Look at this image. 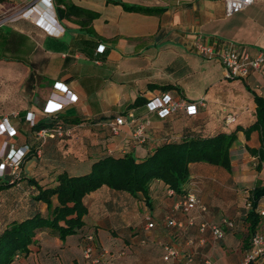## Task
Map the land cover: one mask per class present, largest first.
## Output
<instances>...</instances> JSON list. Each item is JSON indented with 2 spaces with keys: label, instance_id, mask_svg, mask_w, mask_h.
Instances as JSON below:
<instances>
[{
  "label": "crops",
  "instance_id": "1",
  "mask_svg": "<svg viewBox=\"0 0 264 264\" xmlns=\"http://www.w3.org/2000/svg\"><path fill=\"white\" fill-rule=\"evenodd\" d=\"M113 1L50 0L47 7L45 0H0V14L25 9L31 14L0 28V119L8 118L15 129L12 136L0 135V164L11 148L25 150L15 184L4 185L13 178L9 169L0 176V234L37 212L47 215V204L34 198L38 189L32 181L42 188L52 187L59 174L83 175L105 156L131 153L142 160L164 142L229 133L255 120L253 94L264 98V64L245 77L227 78L218 58L199 55L194 41L200 36L216 51L232 48L255 56L264 50V0H253L230 16L225 15L224 0H118L164 8L159 14L127 11ZM63 2L98 16L81 27L76 17L59 14L57 7L63 8ZM50 18L56 19L59 31L51 28ZM11 32L21 37L14 59L2 56ZM56 84L76 99L55 116L43 110L52 94L59 93ZM162 92L189 102L205 101L194 115L177 111L160 116L148 111L145 103L132 106L138 97L148 101ZM228 115L235 117L231 124H225ZM117 116L124 117L125 123L112 134L105 121ZM41 122L48 123L44 127L62 123L72 134L43 141L34 129ZM140 123L146 124L144 142L132 136ZM258 145L257 131L248 139L238 131L230 148V173L207 163H191L180 193L168 195V187L154 180L147 202L141 194L101 186L84 198L87 212L81 232L60 239L56 232L44 229L28 254L11 264H92L83 257L89 243L95 253L99 247L109 250L100 264H185L188 257L192 264H205L206 258L215 264H242L246 197L264 178V166L255 170L256 159L247 146ZM190 189L207 206L204 215L196 210L184 215L175 208ZM146 216L153 223L149 229ZM189 216L193 225L186 222ZM167 217L183 221L184 226H167ZM224 219L232 220L234 227L222 225V239L214 240L208 230L198 232L201 221L221 224ZM257 232L264 234V223ZM88 235L93 236L92 242ZM162 245L179 251L178 258L163 260ZM251 264H264V257Z\"/></svg>",
  "mask_w": 264,
  "mask_h": 264
},
{
  "label": "trees",
  "instance_id": "2",
  "mask_svg": "<svg viewBox=\"0 0 264 264\" xmlns=\"http://www.w3.org/2000/svg\"><path fill=\"white\" fill-rule=\"evenodd\" d=\"M113 2L120 4L127 11L145 14H159L164 10L161 7L129 5L118 0ZM63 3V8L57 7L59 14L67 18L76 17L81 27L90 25L98 16L96 12L68 2ZM88 30L92 32L91 27ZM19 38L20 35L14 32L8 35L2 56L14 59L19 55ZM168 87L170 86H164L163 90ZM253 101L255 120L247 127L237 125L229 133L220 131L212 135H190L179 141H167L157 146L142 160H136L131 153L120 157L105 156L95 161L90 171L83 175L59 174L56 185L52 187L42 188L31 180L38 189L34 198L47 204V215L37 212L29 218L8 225L1 232L0 264H11L19 255L28 254L31 247L39 241V232L44 229L56 232L60 239L81 232L83 216L87 212L84 198L101 186L132 195L141 194L147 202L149 185L154 180H160L168 188L173 189L174 193H180L189 179L191 163H207L230 173L232 170L230 148L236 140L238 131H242L246 139L253 131L259 133V145L247 146L250 155L256 159L255 170L259 172L264 166V98L253 94ZM146 102L138 97L132 106ZM57 113L54 115L56 116ZM46 124L48 125V123H38L34 125V129L38 131ZM18 179L19 176L12 178L4 185H13ZM53 200L56 202L54 205ZM245 204H248L244 218L246 232L243 239V248L246 250L250 246L251 237L258 231L261 223H264V215L259 213V209L264 208V178L257 181L249 190Z\"/></svg>",
  "mask_w": 264,
  "mask_h": 264
},
{
  "label": "built area",
  "instance_id": "3",
  "mask_svg": "<svg viewBox=\"0 0 264 264\" xmlns=\"http://www.w3.org/2000/svg\"><path fill=\"white\" fill-rule=\"evenodd\" d=\"M46 6L50 7V0H45ZM253 0H224L225 4V15L230 16L235 14L248 5L251 4ZM30 9L21 10L19 12H8L0 14V28L6 25L8 22L13 21L15 18L20 16H25L27 18L31 17V14L28 12ZM39 17H42V14H39ZM49 24L51 28H55L56 31H59L60 25L57 23L55 18H50ZM194 48L196 52L208 59L218 58L220 63L225 69V77L227 78H237L245 77L252 70H259L264 64V50L258 52L255 56H252L248 52H239L236 49L232 48H223L216 51L212 46L205 44L200 36H197L194 41ZM103 46L100 47L98 51H103ZM56 89L59 93H53L52 99H48L46 105L44 106V113L52 115L61 111L67 104L73 103L75 97L67 91L66 87L63 85H57ZM205 99L200 98L195 102H189L186 99L179 98L175 99L171 95L162 92L155 96L150 97L146 102L145 106L148 111L157 112L160 116H166L170 113L177 111H182L187 115H194L197 112L198 106L203 105ZM132 116L131 114H129ZM32 118H29L31 120ZM235 121V117L228 115L225 119V124H231ZM125 123V118L122 116H117L113 119L105 121V124L109 128L112 134H117L121 125ZM145 123L138 124L132 136L138 142H144L146 136L144 135ZM7 133L12 136L15 134V129L10 125L8 118L2 117L0 119V135ZM72 134L70 127H64L62 123H58L52 127H44L37 131V135L43 141L47 138H65L69 137ZM25 150L23 148L13 149L11 148L7 154L5 160L0 164V176L5 173V170L9 169L10 174L13 178L19 176V169L24 156ZM173 189L168 188L167 194L173 195ZM248 207V204H247ZM175 208L179 210L182 214L188 215L192 210H196L199 214H204L207 212V206L201 201L198 197L195 190H188L186 193L181 195L179 200L175 203ZM259 213L264 215V208L259 209ZM147 220L146 229H149L153 226L152 221L148 216L145 217ZM188 225L194 224V219L189 216L186 220ZM166 225L173 227H183L184 223L181 220H177L173 217L166 218ZM222 225H225L227 228H233L234 222L229 219H224L221 224H214L207 221H201L198 224V232L204 233L208 230L214 240H220L224 237V229ZM88 239L92 242L93 236L88 235ZM203 240V239H201ZM164 255L163 260H174L178 258L179 251L175 250L169 245L163 247ZM110 254L109 250L105 247L98 249L95 253V246L92 243L85 245L83 248V257L86 260H89L92 264H100L101 261ZM123 254V253H122ZM264 257V234L256 232L250 240V246L243 253L242 264H251L257 261L260 258ZM205 264H215L211 259L206 258L204 260ZM185 264H192V259L190 257L185 259Z\"/></svg>",
  "mask_w": 264,
  "mask_h": 264
},
{
  "label": "rangeland",
  "instance_id": "4",
  "mask_svg": "<svg viewBox=\"0 0 264 264\" xmlns=\"http://www.w3.org/2000/svg\"><path fill=\"white\" fill-rule=\"evenodd\" d=\"M259 176H263V173L262 174H258ZM258 181H260V180H258ZM199 215H204V214H199ZM100 248H102V247H99V248H97V249H100ZM106 248V247H105ZM162 248H163V245H162Z\"/></svg>",
  "mask_w": 264,
  "mask_h": 264
}]
</instances>
